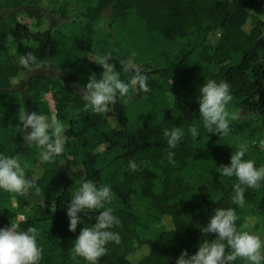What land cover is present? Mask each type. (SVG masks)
I'll return each mask as SVG.
<instances>
[{
	"label": "trees",
	"instance_id": "obj_1",
	"mask_svg": "<svg viewBox=\"0 0 264 264\" xmlns=\"http://www.w3.org/2000/svg\"><path fill=\"white\" fill-rule=\"evenodd\" d=\"M260 1L51 0L47 8L44 0H0V154L18 156L26 176L36 179V187L23 196L0 190V227L22 213L18 230H40V264H87L73 255L83 225L76 232L68 228L66 207L78 189L70 186V171L98 186L110 185L115 193L106 207L120 219L114 231L121 242L109 244L98 264H131L129 256L149 246L138 264H175L181 251L194 254L200 244L217 239L201 229L218 208L235 209L236 225L263 211L264 182L246 189L243 207L232 203L238 181L220 176L218 166L228 164L239 145L229 138L230 130L218 135L203 128L197 100L206 80L227 81L232 94L227 107H243L264 125V19L254 10ZM104 18L111 27L138 34L139 49L117 38L111 41L110 62L122 80L145 75L149 90L130 89L108 111L95 113L86 107L82 90L90 76L99 79L103 71L92 60L101 58L92 36L94 24ZM215 30L216 41L205 42ZM159 42L153 55H142ZM29 53L35 59L31 72L19 64ZM47 92L55 119L65 129V149L43 164L40 149L23 140L18 114L37 111L50 118ZM131 105L137 108L133 118L127 113ZM174 127L185 132L171 150L175 166L167 160L163 136L165 128ZM190 127L198 129L197 136H191ZM253 131L259 133L260 127ZM246 158L256 162L249 153ZM129 160L137 163L136 171L129 170ZM85 221L90 227L94 218ZM148 222L164 225L152 236L139 235ZM232 264L247 261L238 258Z\"/></svg>",
	"mask_w": 264,
	"mask_h": 264
},
{
	"label": "clouds",
	"instance_id": "obj_2",
	"mask_svg": "<svg viewBox=\"0 0 264 264\" xmlns=\"http://www.w3.org/2000/svg\"><path fill=\"white\" fill-rule=\"evenodd\" d=\"M92 60L103 69L100 78L90 76L86 89L82 90L86 107L90 106L93 112L108 111L117 97L128 95L130 89L138 87L144 92L149 90L147 77L143 74L137 73L128 80H122L114 63L110 62V55L99 58L98 62ZM19 64L31 72L35 59L29 53L19 58ZM198 93L199 116L203 128L209 133L227 134L229 120L237 118L236 114H230L227 110L232 100L229 83L208 79L200 86ZM18 120L22 125L19 131L23 140L40 149L38 159L41 163H50L61 156L65 149V129L60 121L37 111L27 113L25 110L18 114ZM188 131L193 137L198 134L196 127H190ZM163 136L169 148L167 160L175 166L176 153L171 150L183 141L185 132L178 127L165 128ZM247 151L246 144L239 145L232 152L230 162L218 166L220 176H234L238 181L233 185L231 199L233 204L240 207L245 204L246 189L259 188L264 182V166H257L255 161L246 158ZM128 168L136 171L138 165L134 160H129ZM74 181L78 189L66 207L68 228L76 232L78 224L83 227L73 241V255L82 257L87 264H98L99 259L107 254L109 244L121 242L119 232L114 231L119 227L120 219L112 207H106L113 201L115 193L110 185L98 186L83 176ZM35 187L36 179L26 176L25 167L18 156L0 154V190L23 196ZM96 210L101 211L95 216L88 215ZM85 217L94 218L90 227L84 226ZM237 220L235 209L218 208L201 229L205 233H214L217 239L200 244L194 254H189L187 250L181 251L175 264H232L238 258H243L247 264H264V239L248 231H238ZM39 235L40 230L35 226H29L26 230H18L15 223L0 227V264H40L42 248L38 244ZM226 246L230 250L227 254ZM150 250L149 246L130 255L131 264H138Z\"/></svg>",
	"mask_w": 264,
	"mask_h": 264
},
{
	"label": "rangeland",
	"instance_id": "obj_3",
	"mask_svg": "<svg viewBox=\"0 0 264 264\" xmlns=\"http://www.w3.org/2000/svg\"><path fill=\"white\" fill-rule=\"evenodd\" d=\"M44 4L47 8L52 6L51 0H44ZM255 12L258 16L264 19V0L260 1L255 6ZM52 24L54 23L53 17L49 19ZM55 25V24H54ZM113 25L112 27L108 25L106 18L94 24V34L93 38V49L97 56L103 57L105 55L113 56V52H111L110 42L115 40L116 38L119 41H125L129 45L133 43L136 48L139 49L141 42L137 39V35H129L125 31H123L119 26ZM112 31H111V30ZM134 29V28H133ZM218 37V31H211L206 35L205 42L209 44H213ZM126 39V40H124ZM161 43L151 44L148 50L142 55L151 56L153 53L158 50ZM124 45V44H123ZM163 45V44H162ZM149 60V59H145ZM138 66V65H137ZM44 98L47 102V105L50 110V118H55V108L54 101L52 99L51 92H47L44 95ZM136 106L131 105L127 107V113L130 118L135 117L136 114ZM227 110L230 114H236L237 118L234 120H229V130L230 136L229 138L234 140L237 145L246 144L248 146L247 153L251 154L252 157L256 160V164L258 166H264V125H262L261 121L257 120L255 114L251 113L249 110L243 107H227ZM260 127L259 133H254V127ZM262 154V156H261ZM67 178L70 182V186L76 184L74 180L79 179L73 171L67 173ZM78 185V184H77ZM78 188V186H77ZM264 201V198L262 199ZM11 205L13 208L16 207V202L14 199L11 200ZM24 219V214L16 213L14 223L21 221ZM164 223L168 226V221L165 219ZM149 228L144 230H137L139 235H149L152 236L163 227L162 222H148ZM238 231H248L252 234L258 235L261 239H264V210L259 212L256 211L254 214H249L245 220H243L241 225H237ZM134 243H136V239H133Z\"/></svg>",
	"mask_w": 264,
	"mask_h": 264
}]
</instances>
